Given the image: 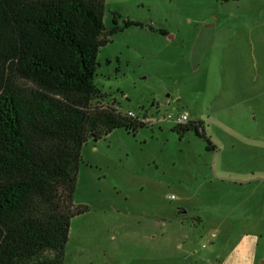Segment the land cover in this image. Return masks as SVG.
<instances>
[{
	"label": "rangeland",
	"instance_id": "obj_1",
	"mask_svg": "<svg viewBox=\"0 0 264 264\" xmlns=\"http://www.w3.org/2000/svg\"><path fill=\"white\" fill-rule=\"evenodd\" d=\"M114 12L119 27L142 25L100 48L93 103L141 126L84 143L74 203L89 210L71 220L65 264H121L120 232L144 235V221H167L165 237L179 232L175 254H228L256 237L254 264H264V0H107V29ZM185 112L191 121L174 122ZM191 122L202 125L174 129Z\"/></svg>",
	"mask_w": 264,
	"mask_h": 264
},
{
	"label": "trees",
	"instance_id": "obj_2",
	"mask_svg": "<svg viewBox=\"0 0 264 264\" xmlns=\"http://www.w3.org/2000/svg\"><path fill=\"white\" fill-rule=\"evenodd\" d=\"M105 13L106 0H0V264H65L71 220L89 210L74 203L84 143L141 126L93 103L100 48L142 25L114 12L107 29Z\"/></svg>",
	"mask_w": 264,
	"mask_h": 264
},
{
	"label": "crops",
	"instance_id": "obj_3",
	"mask_svg": "<svg viewBox=\"0 0 264 264\" xmlns=\"http://www.w3.org/2000/svg\"><path fill=\"white\" fill-rule=\"evenodd\" d=\"M166 35L170 34L167 32ZM179 213L182 215L176 220V223L183 225V223L187 221L188 217L185 216V211L183 210H180ZM192 221L200 222V218L194 217L192 218ZM142 223H144L141 224L144 225V235H138V232L136 231H128V227H125V230L120 232V237L118 242L115 243L113 253L114 255H119V257H117V261H120L121 264H123L125 261V255H134L135 259H141L144 260V263L148 262L150 264H170V260H185L188 258L189 259L186 261L187 264H254L256 255H254L252 248L253 244L257 242L256 237H253V240H251L249 235H246L245 238H243V241H240L237 245H235L230 250V252H228V254L189 255L186 251L175 254L171 253L172 246L178 248L180 251L185 247V240L178 237L179 232L174 234L173 237H170V235L169 237H165V232L168 234L170 231V225L167 223V221H163L161 225H156L150 221H144ZM157 228L162 230V236L160 239L155 238L156 240H152V237H150L149 233L156 231ZM215 237L216 235L213 233L211 235V240L213 241ZM172 238L174 240L173 245H171ZM211 253L213 254L214 252L212 251Z\"/></svg>",
	"mask_w": 264,
	"mask_h": 264
},
{
	"label": "built area",
	"instance_id": "obj_4",
	"mask_svg": "<svg viewBox=\"0 0 264 264\" xmlns=\"http://www.w3.org/2000/svg\"><path fill=\"white\" fill-rule=\"evenodd\" d=\"M130 114L134 115V113H132V112ZM186 121H190L188 113H182L180 116L177 117L176 120H174V122H176L177 124H185Z\"/></svg>",
	"mask_w": 264,
	"mask_h": 264
}]
</instances>
